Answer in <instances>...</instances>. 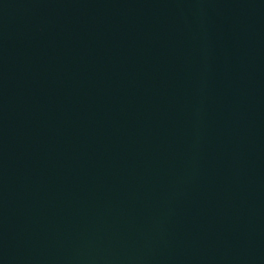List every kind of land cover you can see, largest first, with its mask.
I'll return each instance as SVG.
<instances>
[{
    "label": "water",
    "instance_id": "1",
    "mask_svg": "<svg viewBox=\"0 0 264 264\" xmlns=\"http://www.w3.org/2000/svg\"><path fill=\"white\" fill-rule=\"evenodd\" d=\"M0 264H264V0H0Z\"/></svg>",
    "mask_w": 264,
    "mask_h": 264
}]
</instances>
